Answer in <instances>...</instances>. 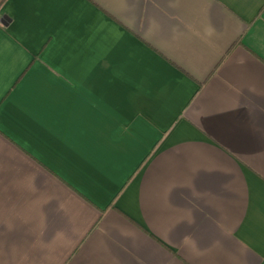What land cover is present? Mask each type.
I'll use <instances>...</instances> for the list:
<instances>
[{
    "label": "crops",
    "instance_id": "obj_1",
    "mask_svg": "<svg viewBox=\"0 0 264 264\" xmlns=\"http://www.w3.org/2000/svg\"><path fill=\"white\" fill-rule=\"evenodd\" d=\"M0 264H264V0H0Z\"/></svg>",
    "mask_w": 264,
    "mask_h": 264
}]
</instances>
